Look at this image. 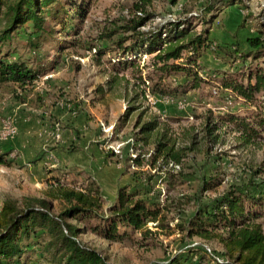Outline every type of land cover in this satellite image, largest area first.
Wrapping results in <instances>:
<instances>
[{
    "label": "trees",
    "instance_id": "16d2710c",
    "mask_svg": "<svg viewBox=\"0 0 264 264\" xmlns=\"http://www.w3.org/2000/svg\"><path fill=\"white\" fill-rule=\"evenodd\" d=\"M76 1L0 0V84H14L22 90L32 87L45 71L44 63L39 62L43 46L53 42L61 51L75 44L69 38H62L81 34L77 21L85 17V0ZM234 1L185 0L177 18L160 28L144 30L153 14L148 7L152 0H142L128 14L110 21L103 28L97 38L100 45L93 48L96 50L95 61L101 66L100 56L110 49L109 53L119 59L113 64L114 69L118 67V76L109 78L107 85L99 86L97 91L106 96L118 89V98L127 101L126 120H136L132 150L150 145L154 148L147 160L139 154L129 158L131 165L137 168L132 174V184L119 188L116 202L107 210L104 209L102 190L94 183L85 189L62 184L52 186L47 195L59 203L60 210L57 211L52 202L42 197L15 198L0 192V264H113L84 237L91 232L108 242H124L134 234L144 237L151 234L150 223L156 224V228L162 226L163 209L174 204L167 201L161 204V192L155 190L154 181L161 177L173 184L193 175L186 176L183 171L177 174L164 172V169L180 166L188 152H209L215 145L223 144L224 138L219 131L228 123H233V132L238 135L237 149L248 150L258 141H264V100L253 114L256 122L234 113L225 119L222 116L215 118L210 112L200 131L192 128L185 134L181 141L183 146L173 139L168 128L162 127L157 116L147 117V110L142 109L145 97L177 102L189 90L196 89L202 82L201 69L209 73V69L199 66V61L209 53L215 60L235 57L244 63L251 58L254 62L264 58V40L259 35L247 37L244 44L238 39L217 44L210 32H197L193 23L197 16H188L191 13L189 7L200 5L203 15L199 17H205L199 20L205 24L207 16L218 5L232 6ZM178 2L172 0V5H178ZM48 22H58L63 28L57 31ZM244 23L245 19L241 28ZM19 45L36 54V59L25 58ZM144 53L154 55L155 70L146 80L140 78L145 87L147 83H153L147 90L130 84L119 75L121 71L138 67L139 55ZM46 54L49 55V50ZM174 74L180 75L185 82L173 88L174 83L169 84L167 79H174ZM228 78L223 80V87L247 103L253 104L256 93L264 90V74L255 72L248 76L247 84ZM101 102H105L104 98ZM12 151L0 146V166L11 165L9 156ZM257 164L259 167L255 168L254 174L264 171V160L260 163L253 161L250 168ZM146 165L151 173L142 171ZM216 183V179L206 181L203 187L206 191ZM254 193L229 188L211 204L198 206L184 226H177L188 239L197 237L208 242L218 241L224 248L222 255L216 252L211 255L203 247H187L160 264H264V230L260 222L264 201L263 196ZM93 219L98 220L95 226L90 224Z\"/></svg>",
    "mask_w": 264,
    "mask_h": 264
},
{
    "label": "rangeland",
    "instance_id": "374dc122",
    "mask_svg": "<svg viewBox=\"0 0 264 264\" xmlns=\"http://www.w3.org/2000/svg\"><path fill=\"white\" fill-rule=\"evenodd\" d=\"M79 1L82 0L76 2ZM141 1L85 0V17L77 21L80 36L62 38L75 43L66 50L59 51V46L53 42L43 46L39 62L44 63L45 71L32 87L22 90L14 84H0V146L13 150L9 156L11 165L0 166V192L15 198L42 197L52 202L57 211L60 210L59 203L47 195L52 186L62 184L85 189L94 183L102 190L104 209L107 210L117 200V189L132 184V174L137 168L131 165L129 158L139 154L147 160L154 147L142 146L139 150H132L136 120H126L127 101L118 98V89L106 96L97 91L99 86L107 85L109 78L118 76V67L113 68V64L118 63V56L109 53V49L100 56L102 65L98 66L93 48L100 45L98 34L110 21L128 14ZM184 2L179 0L178 5L173 6L172 0H152L148 7L153 16L144 30L160 28L177 18ZM234 3L232 6L218 5L207 16L205 24L199 20L205 17H199L203 15L200 5L189 7L191 13L188 16H197L193 22L197 32H210L217 44L237 39L243 43L247 37L258 35L264 40V0H235ZM243 19L245 23L241 28ZM48 24L57 31L63 28L58 22ZM20 47L25 58L36 59L37 55L31 50ZM139 56L138 67L121 71L119 75L143 90L153 85L149 82L145 87L142 80L155 70L154 55L144 53ZM199 63L200 68L209 69V73L201 69L202 82L196 89L189 90L177 102L145 97L142 104V109L147 110L146 116H157L162 127L168 128L173 139L178 140L179 146H183L181 141L189 129L201 130L210 112L215 118L222 116L225 119L234 113L256 122L253 114L264 100V90L256 93V100L251 104L223 87V80L228 77L247 84L248 76L255 72L264 74V58L258 62L251 58L244 63L235 57L215 60L209 53ZM173 76L177 80L167 79L169 84L174 83L173 88L185 82L180 75ZM232 124L228 123L219 131L224 138L223 144L215 145L209 152H188L179 167L164 169V172L175 174L183 171L186 176L193 174L192 178L177 180L173 184L161 177L154 181L155 190L161 192V204L166 201L174 204L163 209L162 226L156 228V224L150 223L151 234L145 237L134 234L124 242H108L91 232L84 240L113 264H160L187 247H203L211 255L213 252L222 255L224 248L218 241L208 242L197 237L188 239L177 226H184L198 206L211 204L232 187L253 191L256 196H263L264 201V171L253 173L259 164L250 168L253 161L260 163L264 160V141H258L248 150L237 149L238 135L233 132ZM96 150L106 161L102 167ZM68 152L75 153V156H69ZM84 153L87 156L85 162L76 163V158ZM142 171L151 173L147 165ZM214 179L217 180L216 186L205 191L204 182ZM260 222L264 230V208ZM90 224L95 226L98 220L93 219ZM216 258L222 262L218 256Z\"/></svg>",
    "mask_w": 264,
    "mask_h": 264
},
{
    "label": "crops",
    "instance_id": "0c3cea01",
    "mask_svg": "<svg viewBox=\"0 0 264 264\" xmlns=\"http://www.w3.org/2000/svg\"><path fill=\"white\" fill-rule=\"evenodd\" d=\"M73 147H77V146L74 145ZM10 149H11V148H10ZM85 149H86V148H85ZM78 150H79V148H78ZM78 150H77V151H78ZM77 151H76L75 153H77ZM96 152H97V155H98L97 158L99 159V164H100V166L102 167V166L106 163V161L104 160V157H103V156H100V155H99L100 153H99L97 150H96ZM68 153H69V154H68L69 156H75V155H74L75 153H73V152H68ZM85 154H86V153H84V155H82L81 157L76 158V160H77L76 163H78V164L80 163V164H81V163L85 162L84 159L87 158V156H86ZM29 156H30V155H27V157H29ZM27 159H29V158H27ZM87 163H88V161H87ZM117 196H118V189H117ZM117 196H116V197H117Z\"/></svg>",
    "mask_w": 264,
    "mask_h": 264
},
{
    "label": "built area",
    "instance_id": "2783aa9c",
    "mask_svg": "<svg viewBox=\"0 0 264 264\" xmlns=\"http://www.w3.org/2000/svg\"><path fill=\"white\" fill-rule=\"evenodd\" d=\"M150 97V96H149ZM133 157H135V155H133ZM177 167H179V166H177Z\"/></svg>",
    "mask_w": 264,
    "mask_h": 264
}]
</instances>
